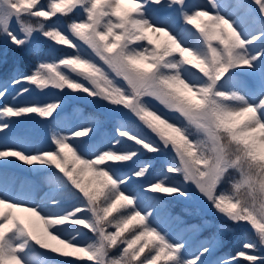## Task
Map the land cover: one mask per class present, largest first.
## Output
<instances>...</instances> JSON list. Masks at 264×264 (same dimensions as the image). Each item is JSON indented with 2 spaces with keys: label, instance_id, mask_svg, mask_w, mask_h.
Returning a JSON list of instances; mask_svg holds the SVG:
<instances>
[{
  "label": "snow or ice",
  "instance_id": "obj_1",
  "mask_svg": "<svg viewBox=\"0 0 264 264\" xmlns=\"http://www.w3.org/2000/svg\"><path fill=\"white\" fill-rule=\"evenodd\" d=\"M254 2L259 16L247 0H0L5 43L27 48L39 34L71 50L0 81V101L18 88L0 103V264H207L223 234L245 226L252 235L216 264H264V0ZM68 95L107 109L112 134L93 140L96 112L76 129L55 122ZM33 114L53 121L46 147L7 136ZM145 151L172 154L148 203L128 185L151 165L121 171ZM13 161L45 174L39 200L31 179L13 190ZM177 196L229 222L194 253L156 223Z\"/></svg>",
  "mask_w": 264,
  "mask_h": 264
},
{
  "label": "rangeland",
  "instance_id": "obj_2",
  "mask_svg": "<svg viewBox=\"0 0 264 264\" xmlns=\"http://www.w3.org/2000/svg\"><path fill=\"white\" fill-rule=\"evenodd\" d=\"M46 2V0H45ZM190 3L194 5H205L207 0H189ZM255 10L256 14L259 16L258 5L255 4L254 0H247ZM61 23L66 24V20H62ZM181 23H183L181 21ZM193 32L196 30L192 26H188ZM66 46L56 45L53 42L47 40L39 34H36L32 40V43L27 48H16L10 43H5L0 39V81H8L14 74H27L35 66L38 59H51L52 57L59 58L60 56L70 52ZM30 52L36 53V61L34 64H29L26 60V57L23 54H29ZM22 53V56H21ZM24 59L26 66L30 70H22L21 60ZM18 88H13L11 85L8 87V96L3 102L11 103V97L16 94ZM36 93H33L35 96ZM57 95L55 90L49 93L48 96ZM32 97L27 95L18 98L17 103H24ZM65 104L60 110V115L56 117L55 122L62 123L65 128L72 127L76 129L78 125L82 123L81 114H88L90 112H96L101 119L103 120L102 126L95 133L96 142L103 140L105 135H111L112 129L106 126V123L113 117L112 114L105 108L101 107L98 104L93 103L89 99H86L84 95H68L64 97ZM90 107V109H88ZM92 108V109H91ZM15 123L12 132L7 133V136L11 139L17 135H24L27 146L35 149L39 147H46L48 144V134L49 129L52 126L53 121L40 118L36 115H31L27 118H14ZM93 140H95L93 138ZM99 140V141H98ZM172 154L169 156H157L155 154L147 153L146 151L141 154L143 159L136 162L135 164L129 163L121 171L127 172L129 170H134L141 163H148L151 165V171L148 173L147 177H131V183L128 185L130 191H143L146 197L145 203H148L147 197L149 196H158V193H150L145 191L147 183L154 182L157 178V174L163 170L155 168V165L164 164L166 166V161L170 159ZM164 169V168H162ZM8 173L19 177L13 185L12 188L14 191H19L24 186L22 181L25 178L31 179L35 182V189L33 191L34 197L39 200L44 196L45 192L48 191V186L43 179L44 173L39 175H33V173L28 169L27 166H20L18 162H11L6 166L5 169ZM168 205L165 210V214L158 215L156 223L161 224L172 236V238L181 240L187 243V251L189 253H194L199 244L205 239L211 237L216 232V225L219 223L228 224L229 222L224 220L223 217L216 215L214 210L207 205L202 199L196 197L193 199H184L177 196L174 199H166ZM205 213L208 215L206 216ZM205 221L208 222V225L205 226ZM190 225H200V230H189ZM242 230V234H239V231ZM245 234L252 235V231L248 232L243 228H235L232 231H229L221 237V242L218 246L214 247L212 252L204 257L207 264H216V261L221 258H231L232 255L220 254L214 260H210L211 254L216 255L219 251L223 250L227 245H233L238 243V239L244 240ZM202 235H205L202 237ZM196 244L192 247L193 242ZM240 243V248L242 247ZM227 248V247H226ZM229 248V247H228ZM233 254V253H231ZM260 254V253H257ZM227 255V256H226ZM234 255V254H233ZM188 258H192L189 256ZM74 259V258H73ZM239 264H249L246 260L243 262L239 261Z\"/></svg>",
  "mask_w": 264,
  "mask_h": 264
},
{
  "label": "trees",
  "instance_id": "obj_3",
  "mask_svg": "<svg viewBox=\"0 0 264 264\" xmlns=\"http://www.w3.org/2000/svg\"><path fill=\"white\" fill-rule=\"evenodd\" d=\"M25 57H26V60H28L27 62L29 63V64H34L35 63V61H36V53L35 52H30L29 54H23ZM21 56H22V53H21ZM25 63V60L24 59H22L21 60V67H22V70H24V69H26V70H30V69H28V67L26 66V64H24ZM88 109H90V107H88ZM92 109V108H91ZM106 126H108V127H110L111 129H112V127H113V117L109 120V122H107L106 123ZM95 140L94 141H96L97 140V138H96V135H94V137H93ZM99 141V140H98ZM141 159H143V157L142 156H140V158H139V160L138 161H140ZM137 161V162H138ZM132 164V163H131ZM164 166V164H161V165H155V168H157V169H161V170H163L162 168H164L163 167ZM123 169H126V168H123ZM123 169H121V170H123ZM205 215L207 216L208 214L207 213H205ZM244 230H247L248 232H250V231H252L251 230V228H250V226H245L244 228H243ZM239 234H242V230H240L239 231ZM203 236H205V235H203ZM239 241H238V243L237 244H235V245H233V243L231 244V245H227L223 250H221V251H219L216 255H212L211 254V261L212 260H214V258H216L218 255H220V254H225L226 252H227V255H233V254H235V252L237 251V250H239L240 249V243H242V239L241 238H239L238 239ZM196 242H194L192 245H194ZM229 247V248H228ZM231 253H233V254H231ZM226 255V256H227ZM231 257V256H230ZM238 260L240 261V262H243L245 259L244 258H238Z\"/></svg>",
  "mask_w": 264,
  "mask_h": 264
}]
</instances>
